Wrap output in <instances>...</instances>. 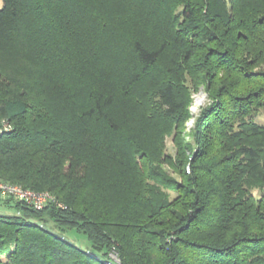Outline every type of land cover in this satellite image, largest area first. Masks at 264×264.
<instances>
[{
    "label": "trees",
    "instance_id": "16d2710c",
    "mask_svg": "<svg viewBox=\"0 0 264 264\" xmlns=\"http://www.w3.org/2000/svg\"><path fill=\"white\" fill-rule=\"evenodd\" d=\"M3 1L0 264H264V0Z\"/></svg>",
    "mask_w": 264,
    "mask_h": 264
},
{
    "label": "rangeland",
    "instance_id": "374dc122",
    "mask_svg": "<svg viewBox=\"0 0 264 264\" xmlns=\"http://www.w3.org/2000/svg\"><path fill=\"white\" fill-rule=\"evenodd\" d=\"M3 4H4V1L0 0V8L3 6ZM202 94L205 95V99H204L202 104H199L197 102V98ZM207 101H208V97H207V94L205 93V91H201V92L197 93L196 95H194V101H193V104L191 106V112L193 114V118L188 121V124H187L188 130H190L192 128V126L194 125L195 118L198 115L200 108L202 106H204L207 103ZM258 118L264 119V112L263 111L258 115ZM167 148H168V152L175 154L176 147H175V144L173 142L172 137L167 139ZM174 194L175 193H173V195ZM46 227L48 229H50L52 232H54L60 236H63L68 241L79 246L80 248L87 250L89 252H94V249L92 248L91 243L89 242L88 238L85 235L79 234V233L72 231V230H64V229L58 227L54 223V221H52L51 219H49V221L46 223Z\"/></svg>",
    "mask_w": 264,
    "mask_h": 264
},
{
    "label": "built area",
    "instance_id": "2783aa9c",
    "mask_svg": "<svg viewBox=\"0 0 264 264\" xmlns=\"http://www.w3.org/2000/svg\"><path fill=\"white\" fill-rule=\"evenodd\" d=\"M9 130H11V125L3 122L2 127H0V135ZM0 195L4 198H15L25 201L39 210L45 208L49 203L56 201L55 196L49 191L38 192L3 180H0ZM60 206L63 205L61 204Z\"/></svg>",
    "mask_w": 264,
    "mask_h": 264
},
{
    "label": "bare ground",
    "instance_id": "6f19581e",
    "mask_svg": "<svg viewBox=\"0 0 264 264\" xmlns=\"http://www.w3.org/2000/svg\"><path fill=\"white\" fill-rule=\"evenodd\" d=\"M204 99H205V95L202 94V95H200V96L197 98V102H198L199 104H202L203 101H204Z\"/></svg>",
    "mask_w": 264,
    "mask_h": 264
}]
</instances>
